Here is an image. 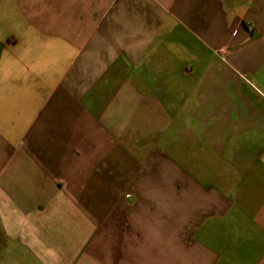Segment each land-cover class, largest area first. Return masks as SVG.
Listing matches in <instances>:
<instances>
[{"label":"crops","instance_id":"1","mask_svg":"<svg viewBox=\"0 0 264 264\" xmlns=\"http://www.w3.org/2000/svg\"><path fill=\"white\" fill-rule=\"evenodd\" d=\"M0 264H264V0H0Z\"/></svg>","mask_w":264,"mask_h":264}]
</instances>
